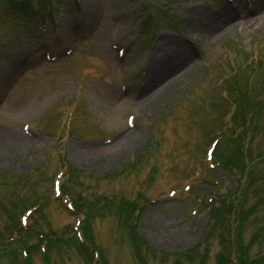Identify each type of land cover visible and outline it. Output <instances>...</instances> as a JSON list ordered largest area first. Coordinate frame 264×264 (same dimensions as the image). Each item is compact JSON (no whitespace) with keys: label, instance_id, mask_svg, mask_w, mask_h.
Listing matches in <instances>:
<instances>
[{"label":"rangeland","instance_id":"374dc122","mask_svg":"<svg viewBox=\"0 0 264 264\" xmlns=\"http://www.w3.org/2000/svg\"><path fill=\"white\" fill-rule=\"evenodd\" d=\"M84 1L0 0V72L20 70L0 86V233L26 216L30 264H253L264 255V99L237 123L226 88L264 83V22L249 24L264 0H97L95 27L57 46ZM164 37L186 42L195 69L141 101L143 62ZM234 137L239 174L208 154L221 141L234 165ZM234 230L239 260L221 238ZM8 234L0 264H26Z\"/></svg>","mask_w":264,"mask_h":264},{"label":"bare ground","instance_id":"6f19581e","mask_svg":"<svg viewBox=\"0 0 264 264\" xmlns=\"http://www.w3.org/2000/svg\"><path fill=\"white\" fill-rule=\"evenodd\" d=\"M259 2L261 3V0H259ZM97 5V0L84 1L82 5V16L74 22L69 23L68 28H63L62 31L61 28L64 26L62 24L63 20H61L58 27V33L54 32V36H56V40H58L56 45L61 46L63 43L72 41L74 38L75 29L77 30L83 27L92 29L93 27H95L96 23L94 22L92 13L97 12ZM256 11H258V18H256L254 23H252L254 20L251 19L249 24L255 25L264 22V7L261 9H255L251 11V13ZM188 13L198 16L195 17L198 20L201 15V12L197 9L191 10ZM235 16H237V14ZM232 25H230V27ZM220 26H223V23L219 24V27H214L211 31L214 38H218L226 29L229 28L225 26L221 29ZM187 30V33L191 31V29ZM47 42L48 40H46L42 44L43 48L47 47ZM190 56L191 52L188 48H186L185 41L164 37L162 39V42L158 44V47H155L150 61L148 62V58L143 62V65L147 67V72L143 79L145 85L143 91L144 95L141 96V101L149 100L152 96L165 90L173 83V81L178 77L179 74H186L195 69V67L193 66L195 62L190 59ZM137 60L138 58H135V61ZM19 72L20 70H18L15 65L5 66L4 68H2L0 72V86L3 84H7L8 87H11V85L13 86L14 78L18 75ZM130 134L132 133L123 136V138L120 140V143H118L116 147L123 148L131 140L137 138V135H133L131 137ZM21 141L22 142H19L18 144L14 143L12 146H10L9 150L13 149L14 152H21L23 149L28 148L29 145L33 144L32 138L30 137L25 139L22 138Z\"/></svg>","mask_w":264,"mask_h":264},{"label":"trees","instance_id":"16d2710c","mask_svg":"<svg viewBox=\"0 0 264 264\" xmlns=\"http://www.w3.org/2000/svg\"><path fill=\"white\" fill-rule=\"evenodd\" d=\"M263 71V62L261 59V56H257L256 58V64H255V69H254V74L257 75H261V72ZM237 84L234 82H230L228 83L227 86V92L229 94V97L231 98V100L233 101V106L235 109L234 112V116L236 117V122L240 123L243 122L244 119V113L247 112V118L251 119L253 117H255V119L258 118V112H256L257 110H259L261 108L262 105V101L264 99V83H260L259 81H256L254 84L251 83L250 78H248L246 81L243 80L241 83V86H239L241 89L237 88ZM228 96V95H227ZM228 97V98H229ZM247 100V101H246ZM261 102V103H260ZM233 116V115H232ZM246 118V117H245ZM251 125V124H250ZM242 128V125H241ZM240 128V129H241ZM226 136V134H225ZM224 136V137H225ZM234 144H235V150H236V155H237V159L234 160V165L231 163V158L229 157H223L222 154L219 155L218 153V145L221 141H217L216 144V153L215 155V159L218 163H220L223 167L233 170L235 172H237L238 174L240 173L239 171H241V167L239 166V163H241L242 161L238 158V155L241 154V144L239 143V138L234 137ZM228 139L227 137L223 138V140ZM249 175L251 176V171H249ZM40 204H37V206H32L31 208L34 209H38L40 208ZM75 209L76 211H79V208L77 207V205L75 204ZM220 211L222 212V209H220ZM28 214L32 213L31 211H27ZM6 213H7V209H6ZM8 214V213H7ZM222 216V215H221ZM26 216H22L20 220L17 219V222L13 220V217H11V222H13L11 225L12 227L7 231V233H10V235L12 234H18V240L17 242L21 243V248L28 251L27 250V238H29V236H25L24 232L28 231L31 226L28 225V223H26ZM86 218L87 215H85L84 212H81V221H80V229L83 230L82 231V236H85V229L87 224H85L86 222ZM87 232V230L85 231ZM5 232H1L0 235L1 237H4ZM237 232L236 230H234V236L232 237V239H230V237L228 238H224L223 240L225 241V239H230L228 240L229 246H230V254L235 252V256L237 257V259L239 258L237 256V252H238V248L236 247V242L239 244V238H236ZM9 235V234H7ZM86 237V236H85ZM256 237V236H255ZM223 238V237H222ZM39 250L41 251V249L39 248ZM249 250V249H248ZM247 255V254H245ZM264 255L256 258V260L252 261L253 264H264ZM47 257V255H45V258ZM262 257V258H261ZM30 254L28 251L27 256L25 257V263L26 264H30V260H29ZM242 258V257H241ZM144 260V259H143ZM239 260V259H238ZM17 262V260H16Z\"/></svg>","mask_w":264,"mask_h":264}]
</instances>
